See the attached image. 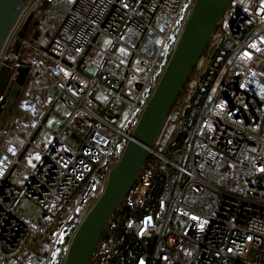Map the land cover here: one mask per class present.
Wrapping results in <instances>:
<instances>
[{
    "label": "built area",
    "instance_id": "1",
    "mask_svg": "<svg viewBox=\"0 0 264 264\" xmlns=\"http://www.w3.org/2000/svg\"><path fill=\"white\" fill-rule=\"evenodd\" d=\"M193 1L33 2L31 21L42 18L34 14L42 3L64 17L46 46L26 32L16 52L13 35L0 58L7 75L27 69L0 134V264H61ZM103 39L110 44L97 61ZM38 77L71 104L66 119L56 117L47 85L33 96ZM135 77L130 100L124 88ZM36 101L40 112L25 105ZM50 116L60 125L39 151L33 139ZM10 132H25L19 146L5 141ZM141 262L264 264V0H230L92 264Z\"/></svg>",
    "mask_w": 264,
    "mask_h": 264
},
{
    "label": "water",
    "instance_id": "2",
    "mask_svg": "<svg viewBox=\"0 0 264 264\" xmlns=\"http://www.w3.org/2000/svg\"><path fill=\"white\" fill-rule=\"evenodd\" d=\"M35 0H0V58L13 35V50L25 37L32 17H24ZM230 0H194L163 70L148 95L119 158L107 172L103 189L75 228L61 264H91L99 243L116 211L138 181L150 150L160 137L167 116L182 93L194 68L204 55ZM46 8V3H42ZM36 32L33 41L38 39ZM7 76L0 69V88ZM21 79L12 85L0 113V133L14 110Z\"/></svg>",
    "mask_w": 264,
    "mask_h": 264
},
{
    "label": "rangeland",
    "instance_id": "3",
    "mask_svg": "<svg viewBox=\"0 0 264 264\" xmlns=\"http://www.w3.org/2000/svg\"><path fill=\"white\" fill-rule=\"evenodd\" d=\"M31 11V10H30ZM30 11L26 14V17L24 18V20L22 21V23H24L26 21V19H28L30 14ZM42 14V18L40 19H36L34 22L32 21V23H34V28H36V32L39 34L38 36V41L37 43L42 45V46H46L49 41L51 40V38L54 36V34L56 33V31L58 30L60 24L62 23L64 14L61 10H59L58 14H52L50 13L49 9L46 8H41L40 6L35 8L34 14ZM32 20V19H31ZM32 28V29H34ZM109 42L107 39H103L102 43H101V48L100 51L97 52L96 54V60L100 61L102 59V51H104L108 46H109ZM116 54H118L119 56H121L123 59H126L128 57V52L122 50V49H117ZM147 71H137V74L139 75H146ZM139 78L135 77V78H131L128 80L124 90H125V97L133 100L136 96V92L134 90L135 85L139 84ZM93 98L98 100V102L103 105L104 100L101 97V95L99 93H94L93 94ZM41 104V102H40ZM121 115H125V112L121 113ZM59 120L55 119L54 117H48V119L45 121V124L43 127H41L38 131V133L36 134L34 140H33V147L37 148V147H41V146H48L52 143L53 141V132L55 131V129L57 128V126L59 125ZM25 135V132L22 133V135H20L18 137L19 140L22 139V136ZM21 175H18V178L15 181V183L17 184H21L23 182V175L20 172ZM33 212V205H29L28 208L26 209V216L31 215Z\"/></svg>",
    "mask_w": 264,
    "mask_h": 264
},
{
    "label": "crops",
    "instance_id": "4",
    "mask_svg": "<svg viewBox=\"0 0 264 264\" xmlns=\"http://www.w3.org/2000/svg\"><path fill=\"white\" fill-rule=\"evenodd\" d=\"M36 45H38V46H42V45H40V44H38V43H36ZM26 73H27V69H26V67H25V65H23V67L21 68V69H19V72H18V74H17V78H19V79H21V81L23 80V78L25 77V75H26ZM48 86V90H49V93L52 95V96H54L55 97V105H54V107H53V110H54V113H55V115H56V117L58 118V119H61V120H64V119H66L68 116H69V114H70V112L72 111V107H71V104L61 95V93L59 92V91H57L54 87H52V86H50L49 84H47V83H45V81H44V79H42V78H40V77H38L37 79H36V81H35V86H33V87H31V89H33V91H35L37 88H39V91H40V93H42V92H44V87L45 86ZM33 96L34 97H38L37 96V92L35 91V92H33ZM41 97V96H40ZM26 105V107L28 108V109H33V110H35L36 112H40L41 111V109H40V107L41 106H39V103L36 101V104L35 103H27V104H25ZM48 118H46V120H47ZM59 124V123H58ZM60 125V124H59ZM58 125V126H59ZM57 126V127H58ZM56 130V129H55ZM39 131V130H38ZM38 131H37V133H38ZM55 132V131H54ZM53 132V133H54ZM36 133V134H37ZM52 133V134H53ZM20 135H22V133H18V134H14L13 132H10L9 134H8V136L5 138V141H7V142H12V143H14V144H16V145H20L21 144V140H19L18 139V137L20 136ZM25 135H23L22 136V138L24 137ZM36 136V135H35ZM35 138V137H34ZM34 140V139H33ZM49 147V145L48 146H41V147H37L36 149L37 150H39V151H44L46 148H48ZM35 148V147H34Z\"/></svg>",
    "mask_w": 264,
    "mask_h": 264
},
{
    "label": "trees",
    "instance_id": "5",
    "mask_svg": "<svg viewBox=\"0 0 264 264\" xmlns=\"http://www.w3.org/2000/svg\"><path fill=\"white\" fill-rule=\"evenodd\" d=\"M26 57V56H25ZM27 58V57H26ZM25 60V59H24ZM17 81V75L8 74L5 78L4 83L2 84L0 88V94L7 95L10 91L12 85ZM68 85V84H67Z\"/></svg>",
    "mask_w": 264,
    "mask_h": 264
},
{
    "label": "flooded vegetation",
    "instance_id": "6",
    "mask_svg": "<svg viewBox=\"0 0 264 264\" xmlns=\"http://www.w3.org/2000/svg\"><path fill=\"white\" fill-rule=\"evenodd\" d=\"M34 26V23H32V21H30L29 22V24H28V28H27V31L26 32H28V33H30V32H32V39L31 40H33V36H34V34L36 33V28H34L33 27ZM32 28H34V29H32ZM1 134V133H0ZM0 140H1V135H0ZM92 264V263H91Z\"/></svg>",
    "mask_w": 264,
    "mask_h": 264
},
{
    "label": "snow or ice",
    "instance_id": "7",
    "mask_svg": "<svg viewBox=\"0 0 264 264\" xmlns=\"http://www.w3.org/2000/svg\"><path fill=\"white\" fill-rule=\"evenodd\" d=\"M141 264H143V262H141Z\"/></svg>",
    "mask_w": 264,
    "mask_h": 264
}]
</instances>
